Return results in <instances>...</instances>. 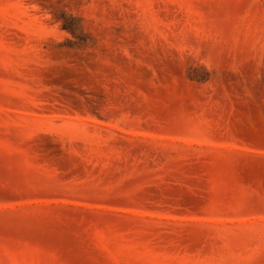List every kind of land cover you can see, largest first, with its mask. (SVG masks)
I'll list each match as a JSON object with an SVG mask.
<instances>
[{"label":"rangeland","instance_id":"obj_1","mask_svg":"<svg viewBox=\"0 0 264 264\" xmlns=\"http://www.w3.org/2000/svg\"><path fill=\"white\" fill-rule=\"evenodd\" d=\"M0 264H264V0H0Z\"/></svg>","mask_w":264,"mask_h":264},{"label":"trees","instance_id":"obj_2","mask_svg":"<svg viewBox=\"0 0 264 264\" xmlns=\"http://www.w3.org/2000/svg\"><path fill=\"white\" fill-rule=\"evenodd\" d=\"M66 27H70V26H66Z\"/></svg>","mask_w":264,"mask_h":264}]
</instances>
